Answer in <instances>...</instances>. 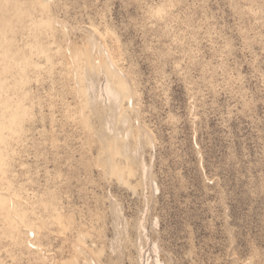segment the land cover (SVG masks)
Returning a JSON list of instances; mask_svg holds the SVG:
<instances>
[{"label": "rangeland", "instance_id": "obj_1", "mask_svg": "<svg viewBox=\"0 0 264 264\" xmlns=\"http://www.w3.org/2000/svg\"><path fill=\"white\" fill-rule=\"evenodd\" d=\"M0 264H264V0H0Z\"/></svg>", "mask_w": 264, "mask_h": 264}, {"label": "bare ground", "instance_id": "obj_2", "mask_svg": "<svg viewBox=\"0 0 264 264\" xmlns=\"http://www.w3.org/2000/svg\"><path fill=\"white\" fill-rule=\"evenodd\" d=\"M109 90V89H108ZM108 92V91H107ZM111 92V90L109 91V93ZM114 91H112V93H113ZM112 95V94H111ZM114 95L116 96V94L114 93ZM114 98H116V97H114Z\"/></svg>", "mask_w": 264, "mask_h": 264}]
</instances>
